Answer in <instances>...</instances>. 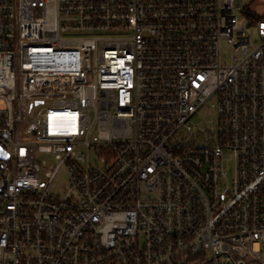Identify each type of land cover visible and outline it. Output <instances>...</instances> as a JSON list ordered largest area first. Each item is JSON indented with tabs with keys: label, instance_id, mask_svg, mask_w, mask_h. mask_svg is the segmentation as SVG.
Instances as JSON below:
<instances>
[{
	"label": "built area",
	"instance_id": "obj_1",
	"mask_svg": "<svg viewBox=\"0 0 264 264\" xmlns=\"http://www.w3.org/2000/svg\"><path fill=\"white\" fill-rule=\"evenodd\" d=\"M246 8L0 0V264H264Z\"/></svg>",
	"mask_w": 264,
	"mask_h": 264
},
{
	"label": "rangeland",
	"instance_id": "obj_2",
	"mask_svg": "<svg viewBox=\"0 0 264 264\" xmlns=\"http://www.w3.org/2000/svg\"><path fill=\"white\" fill-rule=\"evenodd\" d=\"M239 1H241L242 4L248 5L249 9H251L254 12L264 13V0H238V2ZM204 110L208 111L206 116H207V118H210V116H211L210 102L204 106ZM212 115H213V113H212Z\"/></svg>",
	"mask_w": 264,
	"mask_h": 264
},
{
	"label": "trees",
	"instance_id": "obj_3",
	"mask_svg": "<svg viewBox=\"0 0 264 264\" xmlns=\"http://www.w3.org/2000/svg\"><path fill=\"white\" fill-rule=\"evenodd\" d=\"M246 12H248L247 14L250 16V17H256V18H260V17H264V13H260V12H252V10L248 8H246Z\"/></svg>",
	"mask_w": 264,
	"mask_h": 264
},
{
	"label": "water",
	"instance_id": "obj_4",
	"mask_svg": "<svg viewBox=\"0 0 264 264\" xmlns=\"http://www.w3.org/2000/svg\"><path fill=\"white\" fill-rule=\"evenodd\" d=\"M0 157H2V158L7 157V154L4 151H2L1 149H0Z\"/></svg>",
	"mask_w": 264,
	"mask_h": 264
}]
</instances>
